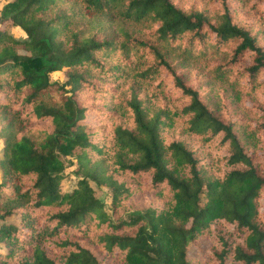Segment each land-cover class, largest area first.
Instances as JSON below:
<instances>
[{
  "label": "trees",
  "instance_id": "trees-1",
  "mask_svg": "<svg viewBox=\"0 0 264 264\" xmlns=\"http://www.w3.org/2000/svg\"><path fill=\"white\" fill-rule=\"evenodd\" d=\"M3 1L0 264H264V0Z\"/></svg>",
  "mask_w": 264,
  "mask_h": 264
},
{
  "label": "rangeland",
  "instance_id": "rangeland-1",
  "mask_svg": "<svg viewBox=\"0 0 264 264\" xmlns=\"http://www.w3.org/2000/svg\"><path fill=\"white\" fill-rule=\"evenodd\" d=\"M4 3L3 0H0V8L2 6V4ZM12 33H14L16 36H21L22 34L17 31V30H12ZM49 80L50 81H57V82H61V76L59 72H52L49 74ZM156 81L151 80L149 85L147 86L146 90L144 91L147 96L151 97L150 95L153 94L156 89L154 87ZM159 97V96H158ZM157 104H161L162 101L157 100L156 101ZM183 103V101H179L176 102V106H179ZM175 130H173V132L170 129H165L163 136L167 137L168 139H170L171 137H178L180 136L178 133V130L183 126L181 123V120H176L175 123ZM199 140V139H197ZM200 141V140H199ZM193 145L192 146H198L200 144V142L198 141H193L192 142ZM210 153H212L210 156H214L215 154L217 155H221V153L224 151V147L223 145L218 143L217 139H212L211 141L207 142L206 144L203 145ZM69 165H67V167L64 169V173H63V178L60 181V189L61 191H69L75 184L78 176H76L73 173V169L75 168V159L74 156H70L69 158ZM220 166V160H215V168H218ZM93 191H94V195L99 198L102 203H103V209L109 213V203H110V196H111V191L110 188L103 186V185H94L93 183H90Z\"/></svg>",
  "mask_w": 264,
  "mask_h": 264
}]
</instances>
